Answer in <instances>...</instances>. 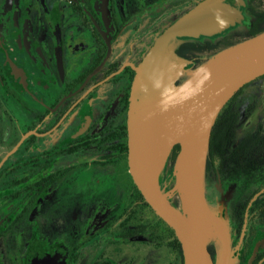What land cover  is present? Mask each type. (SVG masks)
<instances>
[{"label": "flooded vegetation", "instance_id": "af4514ba", "mask_svg": "<svg viewBox=\"0 0 264 264\" xmlns=\"http://www.w3.org/2000/svg\"><path fill=\"white\" fill-rule=\"evenodd\" d=\"M201 1L0 0V264H138L118 258L143 242L133 178L119 176L134 66ZM222 1L243 17L220 33L178 38V55L204 60L264 27V0ZM245 103L235 106L229 150L209 158L206 174L236 193L229 222L237 264H264V124L244 125L260 102ZM179 150L176 143L170 155ZM88 173L112 184L101 192L110 196L108 234L90 216L84 230L60 238L56 194L77 190L91 214L94 196L78 184Z\"/></svg>", "mask_w": 264, "mask_h": 264}, {"label": "water", "instance_id": "95a60500", "mask_svg": "<svg viewBox=\"0 0 264 264\" xmlns=\"http://www.w3.org/2000/svg\"><path fill=\"white\" fill-rule=\"evenodd\" d=\"M241 18L222 0H203L168 25L134 66L127 108L129 171L155 213L174 229L183 264H214L209 216L221 231L216 263L237 260L225 229L224 202L216 216L205 200L206 160L211 128L222 106L245 83L264 74V30L219 50L196 68L193 60L175 52V46L180 37L220 33ZM184 71L190 76L176 83ZM176 143L180 144L175 159L177 189L196 227L160 186L161 170Z\"/></svg>", "mask_w": 264, "mask_h": 264}, {"label": "rangeland", "instance_id": "374dc122", "mask_svg": "<svg viewBox=\"0 0 264 264\" xmlns=\"http://www.w3.org/2000/svg\"><path fill=\"white\" fill-rule=\"evenodd\" d=\"M243 17V14L241 11L236 9ZM244 40V39H243ZM215 55H208L206 59L202 60L200 63L196 64L194 66L195 68L199 65L203 64L205 61H207L210 58H213ZM189 74H191L194 69L190 68ZM181 75L178 77V80H176V83L181 84L189 77L187 71H184L180 73ZM256 98L257 101L260 102L259 107L255 109V113L251 116L247 117L244 120V125H252L257 124L259 122H262L264 124V77H261L259 79H256L253 83L248 85L245 88V92L242 94V96L239 99V103L243 105V108L245 106V102L249 99ZM242 109V108H241ZM102 152V151H101ZM100 151H97L93 154V157H96L97 153H101ZM175 158L172 160L171 155L167 158L161 173H160V186L162 190L167 192L169 200L175 205V206H181L183 201V196L180 193V191L177 189V173L178 169L175 164ZM76 162V159L73 160H67L64 161V163H73ZM120 173L124 170V177L128 181V175L130 174L129 171V165L128 162H125L124 164H120ZM210 175V174H209ZM208 175V176H209ZM207 176L205 172V200L207 203V206L211 212H213L216 216L217 208L219 204L223 201V198L226 199L224 202L225 204V213L227 214L225 216L226 219V233L229 240V245L231 250L233 251V255L235 257L237 264L238 262V256L235 254L234 251V245H233V236H232V229L229 222V213L231 210V207L235 201V195L236 193H233V189L231 190L228 188L227 190H222L219 184V180L217 176L210 175ZM82 180L78 182L80 186L87 189L89 193H92L94 196V204L93 209L91 211V214L89 213V208L86 207L83 202H79V194L77 190H71L68 193L72 196H69V198L63 197V194L60 191V194H56L55 201L57 200V206L59 205L57 209V216L60 219H57V234L60 238H73L77 232L80 230H84L86 225L88 224V221L90 219V216L94 217V223H97V226L99 229H101L100 233L107 235L108 232L106 230L105 223L109 221V217L105 215L108 212L107 206L109 205V197L106 199L105 195L103 193L104 183L108 186L106 188L110 189L112 187V184L110 182V179L107 176H96V174L88 173L85 174ZM81 178V177H80ZM79 178V179H80ZM103 180V181H102ZM210 186V188H209ZM107 189V190H108ZM169 190V191H168ZM208 195H207V193ZM102 192V193H101ZM56 192L51 193V197ZM172 193V194H171ZM208 198H207V196ZM182 196V197H181ZM47 198L44 202H49L51 199ZM63 199H65V202L63 203ZM43 204V205H44ZM146 218L152 219L153 213L149 210L145 213ZM145 240V238H142ZM209 247H212L214 250V257L213 262L214 264H217V260L219 258V246L216 242L209 243ZM130 256V257H129ZM121 257V258H120ZM118 258H120V261H124L128 258H133L134 261H136L138 264H168L171 262H174V252L168 248L167 246H158L154 247L151 243L149 244L141 242L134 247V245H126L122 252L119 253Z\"/></svg>", "mask_w": 264, "mask_h": 264}, {"label": "trees", "instance_id": "16d2710c", "mask_svg": "<svg viewBox=\"0 0 264 264\" xmlns=\"http://www.w3.org/2000/svg\"><path fill=\"white\" fill-rule=\"evenodd\" d=\"M264 30L259 29L252 33V35ZM251 35V36H252ZM177 54H182L183 52L180 50H175ZM202 60H195L194 65L200 63ZM262 76V75H261ZM259 76V77H261ZM257 78H254L247 83H245L242 87H240L222 106L220 111L218 112L215 121L211 128L210 139H209V148L207 153L206 167L209 166L210 159L213 158L218 150H229L230 143L232 139L237 134V128L239 126V112L235 109L238 98L240 97L243 90L249 84L253 83ZM254 107V106H253ZM250 108V110L253 109ZM251 145L247 144V147H256L261 148L263 143L260 142H250ZM127 150V143L124 145ZM174 154H172L171 159H174ZM211 167V166H209ZM134 190L138 198H140V203L142 207V218H141V236L145 238L142 240L144 243H151L154 247L158 246H167L170 248L175 255L174 262L168 264H183L182 250L179 239L177 238L174 229L160 216H158L154 209L150 206V204L145 200L141 191L138 187L133 184ZM149 210L153 213V218L148 219L145 216L146 211ZM212 257H214V250L212 247H209ZM112 264L111 262H109Z\"/></svg>", "mask_w": 264, "mask_h": 264}, {"label": "bare ground", "instance_id": "6f19581e", "mask_svg": "<svg viewBox=\"0 0 264 264\" xmlns=\"http://www.w3.org/2000/svg\"><path fill=\"white\" fill-rule=\"evenodd\" d=\"M180 187H181V185H180ZM163 195L165 197H167L166 193H163ZM178 209L196 227V223H195L192 212L186 206L184 207L183 205L178 206ZM207 231H208V237H209L208 240L211 242H216L218 244V246L221 247L222 246L221 237H220L221 231H220L219 226L217 225L215 219H213V217H211V216L207 217Z\"/></svg>", "mask_w": 264, "mask_h": 264}]
</instances>
